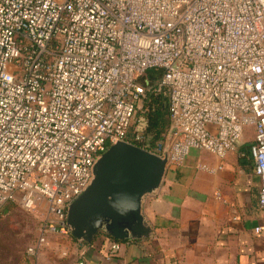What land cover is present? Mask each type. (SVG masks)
<instances>
[{
    "label": "built area",
    "instance_id": "obj_1",
    "mask_svg": "<svg viewBox=\"0 0 264 264\" xmlns=\"http://www.w3.org/2000/svg\"><path fill=\"white\" fill-rule=\"evenodd\" d=\"M149 94L169 120L152 150L136 144ZM247 128L264 210V0H0V209L46 208L28 257L71 237L67 207L110 145L168 169L191 150L224 159Z\"/></svg>",
    "mask_w": 264,
    "mask_h": 264
},
{
    "label": "crops",
    "instance_id": "obj_2",
    "mask_svg": "<svg viewBox=\"0 0 264 264\" xmlns=\"http://www.w3.org/2000/svg\"><path fill=\"white\" fill-rule=\"evenodd\" d=\"M252 141L247 128L224 159L191 150L182 165L168 168L159 189L142 201L149 239L121 242L111 254L113 241L103 234L85 247L72 237L50 236L37 258L26 255L23 264H264Z\"/></svg>",
    "mask_w": 264,
    "mask_h": 264
},
{
    "label": "water",
    "instance_id": "obj_3",
    "mask_svg": "<svg viewBox=\"0 0 264 264\" xmlns=\"http://www.w3.org/2000/svg\"><path fill=\"white\" fill-rule=\"evenodd\" d=\"M166 172V155L159 157L126 142L110 145L93 165L85 190L67 207L69 234L86 244L100 234L120 242L149 239L152 231L142 216V201L159 189ZM118 192L135 198L134 211L119 215L111 207Z\"/></svg>",
    "mask_w": 264,
    "mask_h": 264
},
{
    "label": "rangeland",
    "instance_id": "obj_4",
    "mask_svg": "<svg viewBox=\"0 0 264 264\" xmlns=\"http://www.w3.org/2000/svg\"><path fill=\"white\" fill-rule=\"evenodd\" d=\"M159 75L150 71L147 76L157 85ZM45 209L44 203L35 210L22 209L16 203L0 209V264H23L26 250L35 242Z\"/></svg>",
    "mask_w": 264,
    "mask_h": 264
},
{
    "label": "trees",
    "instance_id": "obj_5",
    "mask_svg": "<svg viewBox=\"0 0 264 264\" xmlns=\"http://www.w3.org/2000/svg\"><path fill=\"white\" fill-rule=\"evenodd\" d=\"M151 79L154 80L155 77H151ZM151 84L153 85L152 82ZM148 97V104L150 106V110L146 116L147 125L141 133L142 141L137 142L136 144L141 147H145L152 150L157 144L162 141L163 135L167 133L169 129V120L167 115L166 97L161 94H149ZM103 237L106 239H110L105 235H103Z\"/></svg>",
    "mask_w": 264,
    "mask_h": 264
},
{
    "label": "clouds",
    "instance_id": "obj_6",
    "mask_svg": "<svg viewBox=\"0 0 264 264\" xmlns=\"http://www.w3.org/2000/svg\"><path fill=\"white\" fill-rule=\"evenodd\" d=\"M111 207L119 214L126 215L136 208V201L133 196L126 192L115 193L111 201Z\"/></svg>",
    "mask_w": 264,
    "mask_h": 264
}]
</instances>
